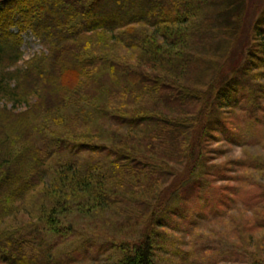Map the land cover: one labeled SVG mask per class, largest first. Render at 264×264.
Instances as JSON below:
<instances>
[{"label": "trees", "instance_id": "16d2710c", "mask_svg": "<svg viewBox=\"0 0 264 264\" xmlns=\"http://www.w3.org/2000/svg\"><path fill=\"white\" fill-rule=\"evenodd\" d=\"M102 2L120 9L105 17ZM163 2L162 12L158 4ZM247 9L248 0H0V219L20 213L40 191L28 211L42 215L39 223L58 235L63 230L56 216L69 209L107 208L126 218L140 212L149 225L133 250L112 264H156V227L169 202L164 187L173 185L177 171L182 172L174 189L187 187L190 199L192 191L208 190L210 177L226 179L221 169L205 167L208 153L215 151L209 149L213 133L230 143H249L245 139L256 134L264 146L263 85L256 92L246 73L249 45L234 48L246 35ZM142 27L154 32L140 37ZM263 33L254 36L264 38ZM28 35L43 51L24 68L6 71L23 60ZM115 38L142 63L149 57L148 68L161 76L109 56L107 49L99 52ZM260 63L263 69L264 59ZM228 67L235 74L227 78ZM202 68L207 75L200 77ZM113 99L116 109L108 110ZM23 105L26 110L18 112ZM224 107L231 109L230 120L221 112ZM237 109L247 110L246 117L240 120ZM185 113L192 118L186 120ZM109 123L117 129L110 140L101 134ZM90 127L95 132L83 134ZM125 127L127 137L121 134ZM69 141H82L80 151L98 157L87 164L53 163L52 144L64 152V144H74ZM175 160L181 170L171 167ZM200 170H206L204 177ZM47 176L51 185L40 189ZM228 202L224 197L222 203ZM208 203L209 212L216 213L219 205ZM47 204L54 208L47 211ZM33 230L0 236V264H51L50 248L37 243L40 229Z\"/></svg>", "mask_w": 264, "mask_h": 264}, {"label": "rangeland", "instance_id": "374dc122", "mask_svg": "<svg viewBox=\"0 0 264 264\" xmlns=\"http://www.w3.org/2000/svg\"><path fill=\"white\" fill-rule=\"evenodd\" d=\"M39 5H42V2L37 3V6ZM165 6L164 2L158 4V8L162 12L165 11ZM102 7L104 12L101 14L105 17L114 16L111 12L120 9V6L113 7L108 2H102ZM263 15L264 0H248L244 28L246 35L235 44L234 48L241 51L246 48V45H249L246 48V52L247 50L248 52L245 57V60L247 58L246 73L252 76V83L256 84V88L254 87L256 92L258 91L257 85H263V94L259 96L264 104V68H261L260 63L264 59L262 52L264 46H260L264 44V38L256 37V39L254 36V33L257 35L260 33V29L264 30V21L259 22ZM98 18L101 17L97 16L96 19ZM179 28L181 30L185 29V27ZM141 29L143 31L137 28V31H141L140 37H144L145 33L147 35L154 32L152 29L147 30L146 27ZM184 31L188 32L189 30ZM156 41L162 42L160 37ZM106 49L109 56L117 57L116 59L122 60L124 63L146 70L154 77L161 76L160 71L158 73L148 68L149 57L146 56L144 60L142 59L147 64L142 63L138 56L132 54V51L124 49L116 38L114 40L109 39L108 43L102 46L99 52L107 54ZM42 50V46L34 36H25V43L22 47L23 60L18 65L11 64V69L6 67V71L24 68L25 61L30 60ZM164 57L167 58L168 56L165 55ZM237 60H239V55L234 59V61ZM245 60L244 63L246 64ZM244 63L243 68L245 67ZM194 69L196 70L197 67H192V71ZM202 70L203 73L200 77L207 75L204 72L205 69L202 68ZM192 71L188 75L195 77L196 75H192ZM224 73L225 76L228 75V78L234 75L235 71H233V68L228 67ZM161 74L166 75L162 72ZM171 78L175 81L174 77ZM110 101L114 105L105 108L108 110L116 109L117 102L114 99ZM34 102H36V99L31 101L33 104ZM94 105H98V101H95ZM25 106L20 107L18 112L25 111ZM87 106L84 103V107ZM244 107H247V102ZM220 109L222 113L226 114L225 118L230 120L231 109L229 107ZM236 111L238 113L236 116L240 120L244 116L246 117L247 110L246 114H243L242 109ZM261 113L264 118V112ZM186 115L188 116H185L186 120L192 118L190 114ZM97 125L100 127L101 123L98 122ZM252 125L255 126V121H252ZM125 126H128V124ZM102 129L104 132L101 133L104 135L103 138L107 137L109 140L113 138L110 135L111 130L117 131L111 123L108 124L106 133L105 129ZM92 132H95V128L90 127L83 134H91ZM236 132L239 134L238 131ZM219 133H213L215 137H210L209 149L215 151L208 153L205 167L211 168V170L212 168L221 169L220 173L226 179L222 180L216 176L210 177L212 184H210L208 190L199 189L197 193H194L196 191L194 190L190 199L187 198V187H180L177 191L174 189L178 183H176L177 177L182 171H177L179 174L175 176V179H171L170 183H173V185H165V197H168L169 202L165 207L166 212L164 213L163 210L161 213V216L165 215L164 219L160 220L161 227H156L158 228L157 233H155V243L157 245L155 249L156 264H264V146L259 144L256 134L245 139L249 143L242 140L230 143L224 140L222 133H220V137ZM121 134L127 137L129 130L125 127ZM92 135L96 136V133ZM73 138L83 140L76 136H73ZM193 139L195 141L196 138L191 136V140ZM69 142L74 144H64V152L57 151L60 144H57V142L52 144V148L57 151H55L53 163L78 162L87 164L92 163L98 157L96 153L80 151L79 143H82V141ZM197 146L195 145L194 149ZM170 163L172 164L171 167L181 170L180 167H177V161ZM198 170L194 168L197 173ZM205 171L200 170L202 177H204ZM210 175L212 176V174ZM51 177L47 176L46 179L44 177L45 184H41L39 188L46 189L47 184L51 185ZM186 180L189 181V179ZM181 188L183 189L181 190ZM40 194L41 191L37 195L33 194L25 206L22 207L20 213L1 217L0 236L9 230H26L28 232L32 230L34 232L33 229H40L37 230L40 234L37 243L44 246L47 244L50 248L51 264L115 263L127 252L133 250L134 243L141 237V231L143 232L147 223L148 216L145 217L140 212H138L139 215L134 214L133 218H126L127 215L124 217L117 216L114 210H107V208L94 209L91 212L86 209L85 213L73 208L69 209V213L59 212L56 216L59 228L63 230V235H58L50 228H45L46 225L39 223L42 215L38 217L28 211L30 208H34V202L39 199ZM224 197L228 198V203H222ZM208 200L219 205L215 207L216 213L209 212L207 206L210 203H208ZM52 208H54V205L47 204L45 209L50 211ZM141 215L143 216L138 220V216ZM147 225L149 224L147 223Z\"/></svg>", "mask_w": 264, "mask_h": 264}]
</instances>
